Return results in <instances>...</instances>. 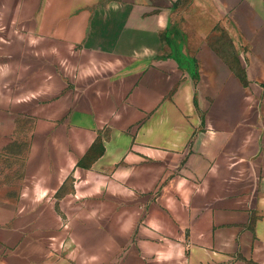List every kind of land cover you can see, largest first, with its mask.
<instances>
[{"label":"crops","instance_id":"0c3cea01","mask_svg":"<svg viewBox=\"0 0 264 264\" xmlns=\"http://www.w3.org/2000/svg\"><path fill=\"white\" fill-rule=\"evenodd\" d=\"M20 120L0 264H264V0H0Z\"/></svg>","mask_w":264,"mask_h":264},{"label":"rangeland","instance_id":"374dc122","mask_svg":"<svg viewBox=\"0 0 264 264\" xmlns=\"http://www.w3.org/2000/svg\"><path fill=\"white\" fill-rule=\"evenodd\" d=\"M187 0H185L186 2ZM30 128V122L19 121L15 123V133L14 136V159L0 157V190L4 193L14 192V195L18 192L20 188V182L23 175V163L24 157L28 148V138H21L22 134L25 132L24 129ZM23 131V132H22ZM12 168V169H11ZM13 178L14 185L3 186L1 182H4L8 178ZM8 181V180H7Z\"/></svg>","mask_w":264,"mask_h":264}]
</instances>
